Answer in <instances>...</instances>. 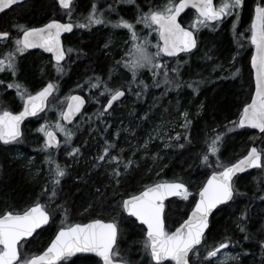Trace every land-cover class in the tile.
<instances>
[{"label":"trees","instance_id":"1","mask_svg":"<svg viewBox=\"0 0 264 264\" xmlns=\"http://www.w3.org/2000/svg\"><path fill=\"white\" fill-rule=\"evenodd\" d=\"M97 2L111 5L113 18L122 17L132 22L138 32L143 33V37L146 35L144 27L142 23H136L137 16L143 13V10H140L162 5L166 0ZM83 3L86 7L88 0ZM254 5L255 0H244L243 5L236 10L238 18L233 15L225 17L222 22L212 24L213 26L193 29L198 41L196 49L176 58L180 61V74L177 78L179 88L175 83L153 87L150 77L146 76L147 72L141 73L138 79L150 87L143 89V86L138 84L137 92H142L141 96L137 97L134 93L131 99L127 92L124 99L108 114L109 118L107 116L96 119L90 124L88 130H94L91 133H88V130L82 132L83 139L79 142L82 152L80 156L77 155L75 159L63 157L61 160L59 157L58 162L66 167L67 177L59 186L54 200H49L48 195L41 194L45 185H51L44 157L39 154L44 142L42 132L38 130V121L43 119L47 110L37 119L25 122L20 146L0 143V214L9 209L22 212L37 202L38 198L42 205L54 201V205L61 204L68 210L66 217L65 213H53L47 227L39 230L30 240H25L22 251L26 256L40 254L62 225L67 227L75 223L85 224L94 219L111 222L116 218L120 227L121 255L127 256L133 264H137L143 255L142 242L145 232L137 221L122 211L119 206L122 199L142 191L145 185L162 180L183 182L189 189V198L186 201L183 198H173L165 203L166 229L172 231L194 207L197 192L205 184L206 178L216 170L217 158L229 164L248 152L258 133L247 128H235L232 132L226 130L231 127L230 122L238 121L242 108L249 103L253 92L250 68L253 50L248 38ZM50 13V3L32 0L26 9L13 11L4 21L7 23L10 20H19L33 24L43 21ZM196 17V14L189 10L181 17L180 22L184 27L191 28L190 23L195 21ZM128 37L130 39L131 33H126L124 29L111 31L97 28L81 35L78 40L80 43L77 44L81 48L78 50L80 62L70 65L67 77L57 73L55 64L48 56L35 54L20 59L17 67L19 78L23 84L34 88L33 90H40L47 83L55 82L57 89L48 99V108L59 102L69 91H75L73 87L81 83L86 76L99 77L107 84L115 83V80L121 81L123 74L127 72L122 71L117 61H120L119 54L121 49L125 48L123 42ZM153 38H156L155 34ZM176 59L163 58L169 68ZM149 75L153 79L152 74ZM169 75L175 77L174 73ZM189 83H197L199 90L193 91L188 87ZM121 84L123 83L118 86H123ZM89 109L88 104L80 120L86 117ZM184 111L189 113L188 119L192 121L187 129L191 143L181 140L180 143L185 144L183 149L165 148L164 145L169 140L159 141L157 135L162 132L163 127L170 129L172 134L179 132L183 135L186 130L181 127L184 123L181 113ZM83 120L84 125L87 119ZM220 131H225L226 135L220 144L219 152L216 156L209 154L208 164L202 163L201 157L206 153L207 143ZM150 136L152 138L147 147H141ZM106 140L116 145L110 149L112 155L119 154L125 160L132 158L135 161L129 171L122 174L119 186L110 181L108 173L111 166L106 162H101L102 167L92 168L94 158L102 151ZM257 147L264 149V135L257 142ZM121 171L123 172L122 166ZM78 176L83 179H77ZM234 182L240 194L212 213L206 233V245L222 242L226 236L231 237L233 243L227 249L239 255V260L226 264H260L264 259V250L258 243L260 239H264V199H261L264 196V169L240 174ZM105 185L108 187L105 188ZM97 188H100L103 195L97 193ZM242 213L244 219L240 220ZM237 222L246 227L252 239L244 240L245 233L239 231ZM201 251H204L203 247ZM68 264L96 263L92 257H83ZM145 264H148L147 259Z\"/></svg>","mask_w":264,"mask_h":264},{"label":"snow or ice","instance_id":"2","mask_svg":"<svg viewBox=\"0 0 264 264\" xmlns=\"http://www.w3.org/2000/svg\"><path fill=\"white\" fill-rule=\"evenodd\" d=\"M128 2L133 3L135 0H128ZM243 2L244 0H220L219 4H215L214 0H178V2L177 0H166L163 5L150 6L146 12L137 16L136 23H142L146 28L158 34L160 42L155 45V52L149 51L151 41L148 35L139 36L134 24L122 17L114 23L106 21L95 3L92 4L91 10L84 17L85 22L74 24L70 20L68 23H61L58 19H50L39 27H28L23 24L13 25L19 33L15 38H12L11 33L7 30L0 31V40L12 39L9 50L0 58V72L7 70L15 77L18 55L23 54L28 49L42 48L44 51L53 54L56 61V71L58 74H62L64 68L60 62L74 49L63 47L60 39L61 34L70 33L74 27L89 28L92 25L113 23V27H123L131 33L132 47L128 53L131 59L122 58L123 67L132 75V80L128 81L129 85L137 83L142 85L143 89L149 88L150 85L138 79L139 71L147 68L152 71L153 86L159 87L161 83L165 85L175 83L176 87L179 88L180 84L177 78L180 74V62H177L176 67L169 68L162 57H176L181 52L190 53L197 47V37L192 30L182 27L177 17L191 5L197 13L191 28L198 30L200 27L213 26L211 22L218 23L222 18L233 14L238 18L239 14L235 13V9L240 8ZM19 3L20 0H0V12H4ZM57 3L61 8L68 9L67 14L71 16L73 0H57ZM250 31L251 43L255 47V52L251 58L252 68L255 70V92L251 102L244 105L238 122H230L231 127H228L226 132L247 126L258 129L261 134H264V0H259L255 5ZM107 46L106 44L105 47ZM120 63L121 61H117L118 65ZM156 70H162V72ZM238 71L239 69H237ZM169 73H174L175 77L170 76ZM161 74L163 80H156L155 78ZM235 74L233 73V75ZM96 81L90 83V87L97 88L99 83H104V93L108 94L107 102L103 105V111L99 113L100 116H103L113 107L114 102L125 96V90L123 86L109 87L107 82L101 81L99 77H96ZM4 83L5 81L0 80V85ZM188 87L192 88L193 91L199 90L197 83H189ZM7 88L16 89L17 96L23 102V110L16 114L9 110L0 111V141L5 145L18 141L22 137L21 121L25 117L36 116L43 111L50 95L57 89V85L55 82H49L35 94L29 92L24 85L16 81L7 83ZM135 95L139 97L142 92H136ZM67 100V109L61 110L59 116L65 121H72V118L80 112L84 99L81 96H70ZM181 115L184 117V123L181 127L185 128L186 131L183 135L177 132L175 137L169 136V142L165 143V148L183 149L185 144L180 143L181 140L191 143L187 129L192 121L188 119L189 113L187 111ZM56 129L64 133V143L71 144L73 131L62 125L59 120L56 121ZM38 130L44 133V147L46 149L59 146L60 141L56 139L55 133L49 130L45 124H41ZM226 132H216L214 137L210 138V143L206 142L207 150L201 157L202 163H209V154L217 155ZM151 138L150 136L149 140ZM147 144L148 141H145L142 147L146 148ZM115 147L113 142L106 140L102 151L94 158L92 168L102 167L101 162H106L111 166L108 173L110 181L114 182L115 186H119L122 174H126L135 161L132 158L125 160L119 154L112 155L110 149ZM79 153V147H72L67 155L75 159ZM50 162L55 165L49 172L51 185H45L41 194L48 195L49 200H54L59 191L58 186L61 184L62 178L67 175V171L66 167H61L56 161ZM215 168L216 170L212 172L207 182L200 189L199 199L195 202L188 218L175 231L166 229L164 201L166 197L170 196H178L187 200L190 192L183 182L162 180L145 185L138 194L128 195L127 198L122 199L119 205L122 211L127 213L129 217H135L136 221L146 225L147 228L142 242L143 255L137 264H145V259H147L148 264H167V262H174V264H224V261H217L216 258L221 250L227 249L233 243V240L226 236L222 242L206 245L209 214L218 205L227 204L240 194L234 182L237 173H242L250 168L264 169V149L251 147L247 154L235 163L225 164L217 158ZM77 179L83 178L78 176ZM104 187L107 188L108 185ZM96 191L103 195L100 188H97ZM261 199H264V196ZM57 207L62 206L58 205ZM67 211L64 209L65 217ZM50 216L51 213L47 206L39 203V198L37 202L22 212L9 209L0 214V264H56L57 261L66 260L78 252H93L102 259L103 264H133L127 256L121 255L119 247L120 227L115 219L107 223L101 219H94L87 224L75 223L67 227L61 226L43 253L26 256L22 251L26 238L32 236L42 225L47 224ZM243 219L244 213L240 217V220ZM237 227L241 233H245L244 240L253 238L242 223L237 222ZM258 243L259 247L264 250V239H260ZM202 247L204 251H201ZM229 259L238 261L239 255L232 256L225 252L224 260ZM260 264H264V259L261 260Z\"/></svg>","mask_w":264,"mask_h":264},{"label":"rangeland","instance_id":"3","mask_svg":"<svg viewBox=\"0 0 264 264\" xmlns=\"http://www.w3.org/2000/svg\"><path fill=\"white\" fill-rule=\"evenodd\" d=\"M255 2H256V0H255ZM258 2V1H257ZM129 3V2H128ZM220 3V0H216V4H219ZM95 4H97V3H95ZM163 5V4H162ZM98 6V8L100 9V13H102L103 14V18L106 20V21H111V22H116V21H118V20H120V17H117L116 19H114L113 18V9L112 8H109V4H103V5H101V4H98L97 5ZM254 8H255V6L253 7V9H252V12H251V21H252V18H253V13H254ZM143 10V12H146L148 9H146V8H144V9H141L140 11H142ZM237 9H235V13H237V11H236ZM100 13H98V14H100ZM233 15H235V14H233ZM233 15H231V16H227V17H233ZM111 19V20H110ZM194 22V21H193ZM193 22H191L190 23V26L192 25V23ZM113 23H107V25L104 23V24H102V27L104 28H107V29H111V31L112 30H117V31H120V30H123L124 29V31H126V33L127 32H129V30L128 29H126V28H123V27H113ZM109 25V26H108ZM143 25V27H144V32H146V35H148V38H149V40L151 41V44H150V46H149V51H151V52H155L156 51V48H155V45L158 43V40H157V33L156 32H154V31H151L150 29H148V28H146L145 27V25L144 24H142ZM134 26H135V30H136V32H137V34L139 35V36H141L142 37V34L143 33H141V31L140 32H138V30H137V27H136V25L134 24ZM250 26H251V23H250ZM13 29L15 30V31H17L14 27H13ZM194 30H197V29H194ZM153 34H155L156 35V38H153ZM250 35H251V31H250ZM250 37V36H249ZM249 39V38H248ZM123 46L125 47L124 49H121V51H120V54H119V57H120V61H121V63L119 64V66H120V68L122 69V71L124 70V71H126L127 73H125V74H123V77L121 78V81H119V80H115V83H112V84H109L108 83V86L109 87H112V88H115V87H117L118 85H120V83H123V84H121V85H123V88L125 89L126 88V91L127 92H129V94H130V96H131V99H132V97H133V95H134V93H136L137 91H139L138 90V88H139V86H138V84L137 83H132L131 85H129V83H128V81H131L132 80V75H131V73L126 69V68H124L123 67V63H122V58L123 59H131V57L130 56H128V53H129V51H130V49H131V47H132V40H131V37H130V39H129V37H128V39H126L124 42H123ZM249 45H250V47H251V49H252V45H251V42H250V39H249ZM162 59H163V57H162ZM179 60H175V62L173 63V65L172 66H170V67H176L177 65V62H178ZM166 62V61H165ZM180 62V61H179ZM148 69L147 68H144V69H141L140 71H139V73H138V77L141 75V73H143V72H147L146 73V76L149 78L150 77V81L153 83V79H151V76L149 75V74H152V71H149V73H148ZM158 71H161L162 72V70H158ZM17 73H19V72H17ZM63 74V73H62ZM170 74V73H169ZM90 76H86V77H84L83 78V80H82V82L80 83H78L77 85H75L74 87H73V89L75 90V91H79V92H81V93H85L86 94V96L88 97V100H89V105H90V109H89V111L87 112V114H86V117H84L85 118V120L87 119V122H85L84 123V125L82 124V122L84 121L83 119L84 118H82L81 120H79L78 122H76V124L73 126V128H68V129H70V130H72L73 131V136H72V140H71V144H65L64 143V141H65V136H64V133L63 132H60L59 130H57L56 129V121L57 120H59L60 121V123H61V117L59 116V113H60V111L61 110H63L64 108H65V104H66V101H67V98L69 97V95H70V93L68 92V94H66L62 99H60V101L59 102H57V103H55L54 105H52L51 107L49 106V108L47 109V112L43 115L44 117H43V119H41V120H39L38 121V123L41 125V123L42 124H45L46 125V127L50 130V129H53V130H55V132L61 137V141H62V144H61V147L59 148V150H58V152H57V154H54V153H51V155L49 154V155H47L46 153H45V156L43 155V157H44V160H45V164L47 165V168H48V173L50 172V169H52V168H54L55 167V165L54 164H52L50 161H56L57 163H59L60 162V160L61 159H63V157H66V158H73V157H70V156H68L67 155V153L68 152H70L71 151V148L72 147H79V142H82V132H85V131H87L88 129H89V127H90V124H92V123H94V121L96 120V119H101V118H103L102 116H100L99 115V113L102 111V108H101V110H99L100 109V105H101V103L103 102V100H104V98L107 96V93H104V83H99L98 84V87L97 88H91L90 87V83H93V82H97L96 81V77L94 78V77H91V78H89ZM157 78H159L158 80H163V75L161 74V75H159V76H157ZM157 78H155L156 80H157ZM163 83H161V85H162ZM140 85V84H139ZM154 87V86H153ZM159 88V87H158ZM157 88V89H158ZM130 89V90H129ZM41 90V89H40ZM103 93V94H102ZM42 115V114H41ZM110 116H108V118H109ZM62 124V123H61ZM63 125V124H62ZM94 125V124H93ZM230 127V126H229ZM67 128V127H66ZM92 128V127H91ZM94 129L92 128L90 131L88 130L87 132L88 133H91L92 131H93ZM161 132V131H160ZM80 134V135H79ZM42 135L44 136V133L42 132ZM157 135V134H156ZM169 136H172V137H174L175 136V133H173L172 134V132H171V130L170 129H166V128H162V132L161 133H159V135H157V137H159L158 139H159V141H168V137ZM145 141H149V139H146ZM145 141H144V143L142 144V145H144L145 144ZM22 142V138L20 139V140H18V141H15V143L14 144H12L11 146H13V147H16V146H20V144H22L21 143ZM149 143V142H148ZM142 145H141V147H142ZM79 149H80V147H79ZM133 149V148H132ZM134 149H136V148H134ZM141 149H144V148H141ZM137 150V149H136ZM135 150V151H136ZM58 153H59V155H58ZM81 149H80V153L78 154L79 156L81 155ZM59 157H60V160H59ZM59 161V162H58ZM60 164V163H59ZM60 166L61 167H64V166H62V164H60ZM67 177V175L65 176V177H63L62 178V180H61V183H62V181H63V179L64 178H66ZM49 178H50V183L49 184H51V176L49 175ZM61 185V184H60ZM59 185V186H60ZM58 186V187H59ZM189 198V197H188ZM186 201V200H185ZM48 204H46V206H47V209H48V211L51 213V217L53 216V213H56V212H58V214L59 213H64V209H66V207H64V206H62L61 204H56V205H54L55 203H54V201L53 202H51V201H48L47 202ZM58 205H61L62 207H60V208H58L57 206ZM115 220H116V218H115ZM113 221V220H112ZM57 222H58V220H57ZM109 222V221H108ZM63 226V225H62ZM60 229V228H59ZM225 252H227V253H229V254H231L232 256H236L235 254H233V252H231V251H228V249H224V250H221V253L218 255V257L216 258V260L217 261H224V264H226V263H228V262H232L233 260L232 259H229V260H224V253Z\"/></svg>","mask_w":264,"mask_h":264},{"label":"flooded vegetation","instance_id":"4","mask_svg":"<svg viewBox=\"0 0 264 264\" xmlns=\"http://www.w3.org/2000/svg\"><path fill=\"white\" fill-rule=\"evenodd\" d=\"M44 1L47 2V3H50V5H51V13L43 21L33 22V24H28V23L22 22V21L20 22L19 20H10V22H7V23L4 21L5 18L8 17V15L10 13H12L13 11H19V12L20 11H23L32 2V0H24L23 2H21V3L17 4V5H13L10 9H6L4 12H0V31L7 30V31H9L11 33V37L12 38H15L17 35H19V33L13 29V25H17V24H23V25H26L28 27H39V26H42V24L47 23L50 19H58L61 23H68L70 20L74 24L75 23H78V22H85L84 17H86L87 14L89 13V11L91 10L92 4L93 3H97V5L99 4L97 2L98 0H88V4L85 7V5H84L85 2L83 3L84 0H73V3L71 5V16H69L67 14L69 10L68 9L61 8L59 6V4L57 3V0H44ZM257 1L259 2V0H256V2ZM256 2H255V5H256ZM103 4H101V5H103ZM105 24L107 25V23H105ZM97 28H101L102 30H104V29L108 30L105 27L103 28L102 27V24H100V25H92L89 28H78V27H74L73 30L70 33L69 32H66V33H63L62 34V45H63V47L65 49H68V48L74 49L73 52L68 53L66 55V57H65L66 60L61 64L63 66V68H64V72H63L64 77L65 76L66 77L68 76V74H69L68 68L70 67L71 64L79 63L80 62L79 61V58H78V52H79L78 50H80L81 48H80V46H77V44L80 43L78 40L81 38V35L90 33V32H92L93 30H95ZM11 45H12V39H9L7 41L0 40V58H2L3 54L6 51L9 50V48H10ZM35 54H40V55H43L45 57L48 56L49 59H51V57L49 55H45L40 50H34V51L26 50L23 54L18 55V57H17V67H18V65L20 63V59H22L23 56L35 55ZM52 62H53V60H52ZM17 72H18V69H17ZM0 80L5 81V83L3 85H0V111L9 110V111H11L13 113H18L23 108L22 107L23 106V102L20 99V97L17 96L16 89L15 88L8 89L7 88V83H10V82H13V81L19 82L22 85H24L28 89V91L31 92L32 94H35L37 91H39V90H33L34 88H30L28 85L23 84L22 81H21V79L19 78V73H17L16 76L13 77L10 71H7L6 70L4 72H0ZM69 93H70L69 97L72 96L73 94H79V95H81L82 97H84L86 99V104L87 105L89 104L88 97L86 96L85 93H81L79 91H73V90H72V92L69 91ZM126 93H127V91L125 90V96H126ZM107 98H108V94L105 97V99L103 100V102L101 103L102 111H103V105L107 102ZM67 101H66V103H67ZM116 106H114V107H116ZM112 109L110 111H108V113H105L102 117H107L108 114L112 111ZM83 112L73 121V124L72 125L65 126V127L70 128V129L73 128V126L76 124V122H78L80 120V117L83 114ZM37 117L31 118V119H37ZM31 119H28V120H31ZM22 136H23V131H22ZM57 136H58V139L60 141V144H59L58 148H49V149H46L44 147V145H43L42 149L39 150V154H41L42 157H43V155L45 156V153L47 155H49V154L51 155V153L57 154V152H58V150H59V148L61 147V144H62L61 137L58 134H57ZM42 142L45 143V136H43ZM0 143L3 144L1 141H0ZM14 143L15 142H12L10 144H14ZM58 155H59V153H58ZM136 194H138V193H136ZM176 198L182 199V197H176ZM50 219H51V216H50ZM35 234H37V233H35ZM35 234L33 235V237L35 236ZM46 246H48V245H46ZM46 246L44 247L43 250L46 249ZM83 257H88V258L92 257V258H94L96 264H102L101 260L98 257H96L94 255H91V254L90 255L78 254L76 256H72L70 258H67L66 260L60 261V262H58L56 264H68V263H70V262H72V261H74L76 259L83 258Z\"/></svg>","mask_w":264,"mask_h":264},{"label":"water","instance_id":"5","mask_svg":"<svg viewBox=\"0 0 264 264\" xmlns=\"http://www.w3.org/2000/svg\"><path fill=\"white\" fill-rule=\"evenodd\" d=\"M24 0H20V3L21 2H23ZM178 2V1H177ZM214 3H215V1H214ZM258 2H256V4H257ZM255 9V8H254ZM189 10H191V11H193L195 14H196V16H197V13H196V10L194 9V8H192L191 7V5H189V7H187V8H185L184 9V11L183 12H181V14L177 17V20H178V22L181 24V22H180V19H181V17L187 12V11H189ZM254 15V14H253ZM224 18H222V20H223ZM221 20V21H222ZM220 21V22H221ZM217 22H211V24H216ZM219 23V22H218ZM181 26L182 27H184L182 24H181ZM185 28H189V27H185ZM189 30H192L193 32H194V30L193 29H191V28H189ZM66 33V32H65ZM63 34V33H62ZM62 34H61V43H62ZM194 34H195V32H194ZM196 35V34H195ZM250 37H251V35H250ZM250 39V38H249ZM157 40H158V42H160L159 41V37H158V34H157ZM250 42H251V39H250ZM197 44H198V41H197ZM251 45H252V43H251ZM196 49V48H195ZM195 49H193L191 52H193ZM28 50H31V51H34V50H40V51H42L45 55H49L50 57H51V59L53 60V62L56 64V61L54 60V58H53V54L52 53H49V52H46V51H44V49H42V48H32V49H28ZM252 50H253V53H252V56H253V54H254V52H255V47H254V45H252ZM186 54H188V53H183V52H181V53H179L176 57H168V56H163V57H165L166 59H176L177 57H179V56H181V55H186ZM252 56H251V58H252ZM251 58H250V68H251V74H252V82H253V92H252V94H251V98H252V95L254 94V92H255V70L252 68V63H251ZM66 60V58L63 60V61H61L60 63L62 64L64 61ZM52 95V94H51ZM51 95H50V97H51ZM72 96H81V95H79V94H73ZM49 97V98H50ZM82 97V96H81ZM125 97V96H124ZM124 97H121L118 101H116V102H114V105H113V107L114 106H116L117 104H119V102L121 101V100H123L124 99ZM83 99H84V104H83V106L81 107V110H80V112L79 113H77L73 118H72V121H65V120H63L62 118H61V122H62V124L64 125V126H70V125H72L73 124V121L84 111V108L86 107V99L83 97ZM251 102V99H250V101H249V103ZM48 103V101L46 102V104ZM66 106H65V108L64 109H67V106H68V101H67V103L65 104ZM23 107V106H22ZM112 107V108H113ZM47 108H48V106H46L45 108H44V110L43 111H41V112H39L36 116H28V117H25L24 118V120L23 121H21V124H20V129L22 130V126H23V124L28 120V119H31V118H35V117H37V116H39L40 114H43L46 110H47ZM111 108V109H112ZM63 109V110H64ZM111 109H109V111L111 110ZM243 109V108H242ZM22 110H23V108H22ZM21 110V111H22ZM19 113V112H18ZM108 113V112H107ZM14 114H16V113H14ZM240 116V115H239ZM238 120H239V117H238ZM238 122V121H237ZM243 128H247V129H249V130H253V131H255L256 133H258V135H257V137L254 139V141L252 142V144H251V147H257V142L259 141V139L260 138H262V136L264 135V134H261L260 133V131L258 130V129H252V128H250V127H247V126H245V127H243ZM50 130H52L54 133H55V136H56V139L57 140H59L58 139V136H57V134H56V132H55V130H53V129H50ZM22 132V131H21ZM2 142V141H1ZM13 142H15V141H13ZM3 143V142H2ZM12 143V142H11ZM250 147V148H251ZM52 148H58V147H52ZM258 148V147H257ZM247 154V153H246ZM245 154V155H246ZM240 159V158H239ZM235 163V162H234ZM257 168H250V169H247L246 171H244V172H242V173H237V175L234 177V179L237 177V176H240V174H244V173H247V172H251L252 170H256ZM209 176H211V174L209 175ZM208 176V177H209ZM208 177L206 178V180H205V183L207 182V179H208ZM204 186V185H203ZM202 186V187H203ZM200 191V190H199ZM199 191L197 192V198H196V201L199 199ZM176 197H178V196H170V197H166V199H165V201H164V204H165V202L166 201H169L170 199H172V198H176ZM195 201V202H196ZM229 203V202H228ZM227 203V204H228ZM223 205H226V204H222V205H218L217 206V208H215V209H213V211H212V213L214 212V211H216L220 206H223ZM193 206H195V203H194V205ZM192 211V210H191ZM191 211L188 213V215L185 217V219L184 220H186L187 218H188V216H189V214L191 213ZM164 212H165V208H164ZM212 213H210L209 214V222H210V219H211V215H212ZM127 216H128V214L127 213H125ZM133 220H135L136 221V219H135V217H131ZM183 220V221H184ZM49 222H50V219H49ZM49 222L47 223V224H45V225H42L41 226V228H39V229H37L36 230V232H34L33 233V235L35 234V233H37L39 230H41L42 228H44V227H47L48 225H49ZM91 221H89L88 223H90ZM104 222H106L107 223V221H104ZM137 223L139 224V225H141L143 228H144V231L146 232V230H147V228H146V225H142V224H140V222L139 221H137ZM183 223V222H182ZM85 224H87V223H85ZM180 226V225H179ZM178 226V227H179ZM177 228V227H176ZM175 228V229H176ZM175 229H173V231H175ZM207 230L208 229H206V233H207ZM59 231V230H58ZM57 231V232H58ZM56 232V233H57ZM56 233L54 234V235H56ZM33 235L32 236H30V237H27L26 238V240H30L32 237H33ZM54 238H55V236H54ZM53 238V239H54ZM51 243V242H50ZM49 243V244H50ZM48 244V245H49ZM48 246H46V248H47ZM43 252H44V250H43ZM42 252V253H43ZM78 254H85V255H94V256H96V257H98L100 260H101V262H102V264H103V261H102V259L99 257V256H97L95 253H93V252H78V253H75L73 256H76V255H78ZM58 262H60V261H57L56 263H58ZM173 264H174V262H172Z\"/></svg>","mask_w":264,"mask_h":264}]
</instances>
